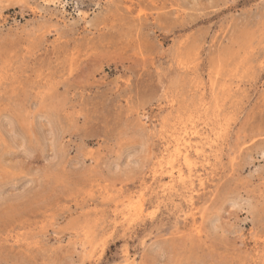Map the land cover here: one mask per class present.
I'll return each mask as SVG.
<instances>
[{"label": "rangeland", "instance_id": "374dc122", "mask_svg": "<svg viewBox=\"0 0 264 264\" xmlns=\"http://www.w3.org/2000/svg\"><path fill=\"white\" fill-rule=\"evenodd\" d=\"M0 264H264V0H0Z\"/></svg>", "mask_w": 264, "mask_h": 264}, {"label": "bare ground", "instance_id": "6f19581e", "mask_svg": "<svg viewBox=\"0 0 264 264\" xmlns=\"http://www.w3.org/2000/svg\"><path fill=\"white\" fill-rule=\"evenodd\" d=\"M195 136H200V132L199 131H192V132H188L187 128L183 130V132L181 134H179V137L177 138L178 140V148H177V152L178 154H181L183 152V150L185 151V158H189V152L191 151V149L194 147V145L192 144V138ZM202 138V137H201ZM206 138V137H205ZM204 138V139H205ZM209 139V138H208ZM201 140V139H200ZM203 144V143H202ZM201 144V145H202ZM182 146L184 147V149L182 148ZM203 148V146H202ZM201 147L196 146V151L200 152ZM198 154V153H197ZM192 159V158H191ZM181 168V167H180ZM179 168V169H180ZM179 177L183 178V172L182 170H179ZM169 173V172H168ZM174 173V172H173Z\"/></svg>", "mask_w": 264, "mask_h": 264}]
</instances>
